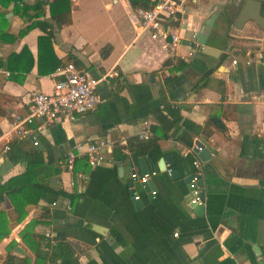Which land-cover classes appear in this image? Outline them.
Returning <instances> with one entry per match:
<instances>
[{
	"label": "crops",
	"instance_id": "0c3cea01",
	"mask_svg": "<svg viewBox=\"0 0 264 264\" xmlns=\"http://www.w3.org/2000/svg\"><path fill=\"white\" fill-rule=\"evenodd\" d=\"M242 1L187 0L179 40L166 50L146 35L135 36V8L127 0H69L70 21L52 28L50 51L58 65L71 60L93 76L112 70L116 85L107 81L110 77L101 81L98 87H105V97L94 110L72 119L45 124L35 118L30 129L36 132V143L28 134H15L10 120L11 113L26 110L31 90L51 86L54 69L38 73L36 67L37 36L48 27L36 23L17 33L47 14L30 19L13 9V1L0 5V28L12 38L0 39V60L12 68L10 75L0 64V93L9 97L0 96V181L22 172L25 153L36 149L48 181L78 193L72 203L64 196L54 204L42 199L29 203L20 221L13 219L8 199L0 201L9 215L0 260L11 240L23 249L12 252L32 259L19 230L46 204L48 215L38 217L31 229L34 238L49 239L54 258L44 264H264V30L250 19L240 28L233 26ZM260 2L264 15V0ZM214 7L207 44L221 53L214 57L194 47L188 54L192 34ZM22 46L28 52L17 56ZM201 80L205 83L194 87ZM168 105L177 108L178 117L168 113ZM221 110L223 129L210 118ZM145 126L158 148L135 155L146 170L156 169L147 184L155 189L154 196L129 179L137 167L129 152L116 155L115 145L105 161L92 166L76 157L86 163L83 170L81 163L74 172L62 166L74 142L98 137L116 141ZM203 128L211 133L205 136ZM197 138L211 147L206 160L193 150ZM162 157L172 174L157 164ZM195 157L202 166L203 205L197 207L189 204L187 188ZM134 192L138 199H133ZM55 242H61L60 252L52 249Z\"/></svg>",
	"mask_w": 264,
	"mask_h": 264
},
{
	"label": "built area",
	"instance_id": "2783aa9c",
	"mask_svg": "<svg viewBox=\"0 0 264 264\" xmlns=\"http://www.w3.org/2000/svg\"><path fill=\"white\" fill-rule=\"evenodd\" d=\"M186 1L153 0L149 8H135L137 18L134 24L135 36L146 35L152 40H157L162 48L174 49L179 40L178 27L186 21ZM194 47V44H189L188 54L194 50ZM231 61L234 63L235 59ZM3 71L7 74V71ZM112 75L113 71L108 70L99 76H93L76 67L71 60H65L54 68L51 86L47 90H31L28 93L26 110L11 113V130L19 136L28 134L36 143V132H31L30 129V124L35 118H41L43 123L48 124L60 117L72 119L83 112L94 110L101 101L99 83ZM148 134L149 130L145 126L136 136L146 137ZM126 142V137H120L116 141L98 137L85 142H74L64 156L62 166L72 169L74 158L81 156L90 166L103 162L107 159L106 153L111 151L113 145L120 146L125 157L128 155ZM3 149H8V145H4ZM191 163L193 170L187 180L188 202L202 204L201 188L197 183L202 173L201 162L195 157ZM164 169L169 173L170 167ZM155 173V168L143 172L132 169L129 172V179L144 186L147 179ZM148 193L154 196L155 189L148 188ZM132 197L138 199L139 194L134 192Z\"/></svg>",
	"mask_w": 264,
	"mask_h": 264
},
{
	"label": "trees",
	"instance_id": "16d2710c",
	"mask_svg": "<svg viewBox=\"0 0 264 264\" xmlns=\"http://www.w3.org/2000/svg\"><path fill=\"white\" fill-rule=\"evenodd\" d=\"M9 1H13V9L18 11L23 16H28L30 19L32 17H38L45 12L46 17H42L40 20H31L22 29L18 30V35L22 34L26 29L31 27L33 24H39L43 29L48 27L43 34L37 36V55H36V67L38 73H47L53 71V69L58 65V60L55 59L51 49V36L52 28L59 27L61 24L68 23L70 21V5L69 0H34L31 4L23 3L21 0H0L1 6H7ZM130 7L137 8H149L153 0H127ZM34 10L33 14H26L27 10ZM0 39L1 40H11L12 38L4 33L3 28H0ZM28 52L25 46H22L19 50L17 56L22 53ZM26 55V54H25ZM22 56V55H20ZM50 60V62L48 61ZM0 64L8 68V73L11 75L12 68L0 60ZM48 65V67H46ZM46 67V68H45ZM206 72L202 74L205 77ZM117 76L110 77L107 81L116 85ZM205 82L196 83L195 86L204 84ZM221 85V83H219ZM220 92L223 91L222 86L219 88ZM1 97H8L7 95L0 93ZM9 98V97H8ZM168 113L175 117H178L177 108L168 105ZM223 115V111L217 113H212L210 118L220 129L224 128L223 122L220 117ZM186 125H190L193 130L198 131L197 125H192L189 121L183 120ZM205 136L209 135L211 131L207 128H203ZM154 131V130H153ZM125 148L129 153L135 154H147L151 150H156L157 140L156 137L151 135V132L146 137H138L136 135L128 137ZM113 152L116 155L124 157L121 152V147L118 145L113 146ZM43 160L41 158L40 151L33 149L25 153V167L22 172L8 176L3 181H0V201L7 198L11 205V212H13V219L15 221H20L26 213V205L29 203H37L39 199L44 200L47 203H51L58 196L66 197L69 202H73L78 196V193L66 192L61 188L56 187L54 184L50 183L45 176L43 171ZM81 163L82 169L86 166L81 158H75L73 161L72 170L76 171V164ZM50 171L57 173L59 169L55 167H50ZM48 215V209L46 204L41 205V211L38 217L43 218ZM37 217V218H38ZM37 218L29 219L24 226L19 230V237L22 242L29 248L33 253L32 259L30 256L23 254L19 255L12 252V248L15 245V241L11 240L0 260V264H44L46 260H52L54 258L53 251L48 250L49 239L47 236H38L34 238L31 235V229L34 223L38 222ZM8 221L9 215L7 209L0 208V239L5 236L8 231ZM61 250V242H55L52 249ZM60 254V253H59ZM57 253V255H59Z\"/></svg>",
	"mask_w": 264,
	"mask_h": 264
},
{
	"label": "water",
	"instance_id": "95a60500",
	"mask_svg": "<svg viewBox=\"0 0 264 264\" xmlns=\"http://www.w3.org/2000/svg\"><path fill=\"white\" fill-rule=\"evenodd\" d=\"M226 10L227 11L229 10L228 6H226ZM216 13H217V8L214 7L211 13L209 14V16L203 21L200 30L197 33H195L192 36V39L190 40V43L194 44L195 47L199 49L201 52H204L214 57L219 56L221 52L218 48L207 44V36L211 28L212 20L215 18ZM249 19L253 20L257 24V26H259L262 30H264V15L261 13L260 0H243L233 21V26L236 28H240L243 25V23ZM98 91L101 98L105 97L106 92H103L105 91L104 86H99ZM193 150L196 152L198 158L203 161L209 157V154L211 152V147L205 144L202 140L197 138L194 140ZM165 159H166L165 157H162L157 162V164L162 163V168L165 167L164 164L166 163ZM130 161L132 164L136 165L137 167L136 170L138 172L146 171L145 167L143 166L142 159L140 157H137L133 152L130 153ZM169 174H172V172L169 171ZM189 177L190 174L187 176V180L189 179ZM149 179H147V181L144 183V187L146 189L150 188L147 187L148 186L147 184L149 183ZM199 181H200V177L197 180L198 184ZM189 204L194 205L195 207L203 205V203L202 204L189 203ZM13 250L23 253V249L17 244L14 245ZM47 264H51V263L48 262Z\"/></svg>",
	"mask_w": 264,
	"mask_h": 264
}]
</instances>
